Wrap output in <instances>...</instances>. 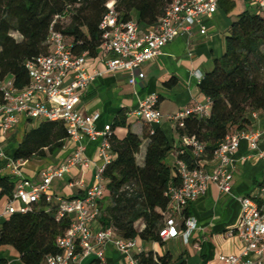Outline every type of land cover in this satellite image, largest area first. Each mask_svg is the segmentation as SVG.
I'll return each instance as SVG.
<instances>
[{
  "label": "trees",
  "instance_id": "16d2710c",
  "mask_svg": "<svg viewBox=\"0 0 264 264\" xmlns=\"http://www.w3.org/2000/svg\"><path fill=\"white\" fill-rule=\"evenodd\" d=\"M109 1L0 0V81L11 79L19 91L30 84L26 63L51 52L50 29L70 40L73 56L86 53L88 57H96L102 44L99 24ZM113 1L119 21L135 18L137 25L152 28L173 0ZM218 6L234 21L225 39L224 55L214 60L212 69L197 85L210 101L209 115L187 117L183 127L174 123L179 146L157 125L148 122H144L138 136L130 130L122 113L110 126L111 160L103 172L110 202L99 220L102 227L112 229L116 238L139 237L163 244L159 230L170 203L166 191L170 185H180L179 174L166 163L168 154L175 150L177 160L189 169L198 168L212 160L227 135L251 130L252 115L264 114V14H261L264 12L239 10L234 0H219ZM56 16L62 18L55 19ZM66 18L68 22L62 23ZM175 84V78H171L169 87ZM159 101L158 98L157 105ZM115 127L126 128L122 139L115 136ZM184 136L195 137L203 145L200 157H193L191 149L181 143ZM67 140L61 122H40L36 128L24 132L13 150L12 160L27 162L54 156ZM143 140L147 141V147L140 165L136 157ZM14 187L13 177L0 175V199H11ZM51 197L50 201L42 197L30 211L13 213L0 222V248H13L21 264H47V257L58 252L56 239L69 227L70 220L56 221L60 198ZM183 215L187 218L186 209ZM137 257L143 264H166L168 256L159 258L149 252ZM0 264L5 261L0 260Z\"/></svg>",
  "mask_w": 264,
  "mask_h": 264
},
{
  "label": "built area",
  "instance_id": "2783aa9c",
  "mask_svg": "<svg viewBox=\"0 0 264 264\" xmlns=\"http://www.w3.org/2000/svg\"><path fill=\"white\" fill-rule=\"evenodd\" d=\"M218 1L173 0L156 25L141 33L136 21H119L114 1H109L99 24L104 72H124L128 76L129 84L136 85L145 78L140 67L159 55L165 45L179 36L188 35L201 18L212 17L218 9ZM249 4L264 12V0H249ZM59 18L62 17H55ZM200 34L204 35L205 30L201 29ZM48 44L51 48L48 55L39 56L26 63L30 84L25 89H16L11 79L0 81V145L19 118L25 116L37 122H61L68 138L74 141L75 149L58 166L43 170L40 181L36 183L24 177L20 170V161L9 160L5 169L15 179V191L0 215V220L16 212L23 214L30 211L32 205L38 203L42 197L50 201V188L54 180L62 179L74 167L85 170L90 166L91 161L84 154L83 141L99 139L98 153L102 165L97 168L93 184L84 191L82 197L59 199L56 221L66 218L70 220V225L56 239L58 252L48 256L46 263L82 264L85 259L92 258L95 264H106L105 249L110 246L118 253L127 255L129 264H143L138 257L129 255L136 245L135 239H119L114 236L111 228L100 227L94 230L92 226L99 219V203L106 190L103 172L111 160V128L106 125L103 131H97L95 123L99 115L94 113L84 116L78 112L77 105L80 101L79 93L86 91L102 72L89 74L85 68L87 54L73 56L70 44L61 33L50 29ZM69 75L71 79L66 84L65 80ZM201 78L199 76V80ZM37 96H42L44 101L34 100ZM157 100L156 95L143 99L134 115L144 122L158 125L161 112L157 107ZM209 111L210 101L207 100L206 103L188 107L169 119L183 127L185 118L207 117ZM260 137L261 133L253 130L227 135L213 154L215 165L211 172L202 165L189 169L184 162L176 159L172 168L179 174L180 185H170L166 191L170 203L163 226L159 230L162 242L179 236L187 241L189 234L196 228V223L192 219L184 218V210L205 194L208 184H214L222 193H230L233 180L232 156L237 152L240 142L246 141L250 150L256 152L259 159H264V152L259 149ZM181 143L191 149L193 157L202 155L204 147L195 137L184 136ZM0 158H5L1 148ZM15 201L19 202V209L14 208ZM240 203L241 213L234 232L242 243V251L239 255H221L219 264H264V181L252 194L241 198ZM178 219L185 225L182 234L177 227Z\"/></svg>",
  "mask_w": 264,
  "mask_h": 264
},
{
  "label": "crops",
  "instance_id": "0c3cea01",
  "mask_svg": "<svg viewBox=\"0 0 264 264\" xmlns=\"http://www.w3.org/2000/svg\"><path fill=\"white\" fill-rule=\"evenodd\" d=\"M234 1L239 10L246 9L250 12L256 10L249 4V0ZM233 21L234 17L218 6L212 17L201 18L188 35L177 37L165 45L152 61L144 63L140 71L145 78L136 85L129 84L128 76L124 72H104V55L99 49L96 57L87 58L85 68L89 74L101 71L102 75L96 77L86 91L79 93L78 112L84 116L97 113L99 115L95 123L97 131H103L106 125L111 126L119 114H125L130 130L141 136L144 121L138 119L134 111L140 101L150 95H156L160 99L157 107L161 112V120L157 127L168 139L174 140L175 146H179L174 122L170 121L169 117L195 104L207 102L197 87L199 76L202 77L209 72L214 60L224 55L225 39ZM148 29L138 25L140 33ZM201 29L205 30L204 35L200 34ZM66 42L70 44L69 39H66ZM171 78H175L176 84L169 87ZM70 79L71 75L67 77L65 83L67 84ZM34 100L44 101V98L37 96ZM39 124L40 122L29 121L25 116H21L18 123L8 131L0 145L5 155V158H0V175H8L5 165L12 160L11 149L17 147L24 132L36 128ZM251 130L261 133L259 149L264 152V114L252 115ZM113 132L118 139H122L126 134V128L115 127ZM99 143V139L83 141L84 154L90 159V166L85 170L74 167L62 179L54 180L50 188L52 196L59 198L83 196L84 191L93 184L97 168L102 165L98 153ZM146 147L147 141L143 140L136 157L140 165L143 163ZM74 149L75 143L69 139L56 155L21 162L20 170L25 178L34 183L39 182L43 170L61 164ZM176 159V151L173 150L168 154L166 163L172 167ZM214 165L213 160L202 163L209 172L214 169ZM232 166L233 180L230 193H222L214 184H208L205 194L186 207L187 218L196 223V228L189 234L186 242L182 236L163 244L136 237V245L129 255L137 257L141 253L152 252L159 258L168 256L166 264H219L221 255H239L242 251V243L234 232V227L241 213L240 199L252 194L264 181V159H259L256 152L250 150L248 143L242 141L237 152L232 156ZM9 201L10 199L6 197L0 199V215ZM107 205V201H100L101 213ZM13 206L19 209L20 204L17 207L14 204ZM3 219L1 218L0 222ZM182 224L183 221L178 219L177 227L181 234L185 230V225ZM92 226L94 230L102 227L99 219ZM105 259L106 264H129L127 255L118 253L110 246L105 249ZM0 260H4L5 264H21L19 254L9 246L0 248ZM82 264L95 263L92 258H87Z\"/></svg>",
  "mask_w": 264,
  "mask_h": 264
},
{
  "label": "rangeland",
  "instance_id": "374dc122",
  "mask_svg": "<svg viewBox=\"0 0 264 264\" xmlns=\"http://www.w3.org/2000/svg\"><path fill=\"white\" fill-rule=\"evenodd\" d=\"M257 11H259L258 9H256V10H253V12H257ZM261 14H264V13H261ZM68 22V19L66 18V19H64V20H62V23H67ZM16 37V36H15ZM68 40V39H67ZM12 153H13V149H11V156H12ZM102 201L103 202H105V201H107L108 203L110 202V200H109V193H108V191L107 190H105L104 191V193H103V197H102ZM14 205H15V207H17V205H19V202L18 201H15L14 203H13ZM139 225L137 224V227H138Z\"/></svg>",
  "mask_w": 264,
  "mask_h": 264
}]
</instances>
